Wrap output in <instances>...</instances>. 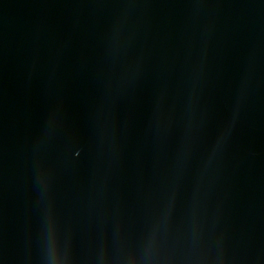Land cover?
Returning <instances> with one entry per match:
<instances>
[{"label": "water", "instance_id": "water-1", "mask_svg": "<svg viewBox=\"0 0 264 264\" xmlns=\"http://www.w3.org/2000/svg\"><path fill=\"white\" fill-rule=\"evenodd\" d=\"M0 264H264V0H0Z\"/></svg>", "mask_w": 264, "mask_h": 264}]
</instances>
